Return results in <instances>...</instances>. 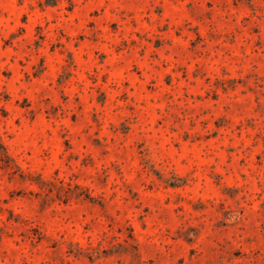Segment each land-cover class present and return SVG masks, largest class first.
Listing matches in <instances>:
<instances>
[{
    "label": "rangeland",
    "instance_id": "374dc122",
    "mask_svg": "<svg viewBox=\"0 0 264 264\" xmlns=\"http://www.w3.org/2000/svg\"><path fill=\"white\" fill-rule=\"evenodd\" d=\"M0 264H264V0H0Z\"/></svg>",
    "mask_w": 264,
    "mask_h": 264
},
{
    "label": "trees",
    "instance_id": "16d2710c",
    "mask_svg": "<svg viewBox=\"0 0 264 264\" xmlns=\"http://www.w3.org/2000/svg\"><path fill=\"white\" fill-rule=\"evenodd\" d=\"M2 148H3V150H4V147H2ZM2 155H3L5 158H8V154H6V151H4ZM3 156H2V157H3ZM3 160H4V159H3ZM76 188L79 189L80 187L76 186ZM67 192H68V197H69V194H70L71 190H68ZM83 197H84V199L90 200L91 202H95V198L92 197V196H91L89 193H87V192H85V194H83Z\"/></svg>",
    "mask_w": 264,
    "mask_h": 264
}]
</instances>
